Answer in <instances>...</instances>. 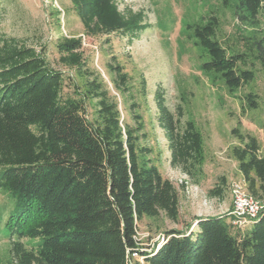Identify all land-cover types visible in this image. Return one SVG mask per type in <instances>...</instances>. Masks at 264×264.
Listing matches in <instances>:
<instances>
[{"label":"trees","instance_id":"16d2710c","mask_svg":"<svg viewBox=\"0 0 264 264\" xmlns=\"http://www.w3.org/2000/svg\"><path fill=\"white\" fill-rule=\"evenodd\" d=\"M70 2L89 32L120 31L133 38L150 29L140 12L120 15L112 0ZM238 8L254 23L264 0H238ZM216 26L211 17L185 29L207 54L201 70L232 92L254 74L245 68L244 54H228L214 39ZM79 48V40L56 44L71 65ZM257 50L264 67V34ZM90 86L99 98L93 121L81 99L62 98V75L49 68L43 52L9 39L0 46V236L9 240L12 264H141L136 254L142 264H264V210L235 234L230 217L196 218L195 229L169 230L154 251H139L138 222L163 215L177 223L178 193L139 146L140 116H133L134 126H122L107 92ZM154 101L171 167L195 179L204 163L200 132L190 121L181 126L180 108L172 113L159 90ZM246 103L256 108L250 94ZM239 139L243 145L232 148V156L248 193L258 198L264 193V157L254 137ZM221 194L220 186L208 191ZM24 239L38 240L37 247L28 249Z\"/></svg>","mask_w":264,"mask_h":264},{"label":"rangeland","instance_id":"374dc122","mask_svg":"<svg viewBox=\"0 0 264 264\" xmlns=\"http://www.w3.org/2000/svg\"><path fill=\"white\" fill-rule=\"evenodd\" d=\"M112 1L120 15L140 12L143 24L150 29L133 38L120 31L89 32L70 0H0V46L9 39L43 52L49 68L62 75V98L81 99L88 120L96 118L99 100L94 97L91 82L99 84L97 92H107L109 101L116 104L122 126H134L133 116H140L143 129L139 146L149 150L147 158L174 185L179 200L177 223L163 215L138 222L140 252L158 248L169 230L195 229L196 218L230 217L231 233L243 231L253 220L243 222L233 217V186H239L247 198L262 207L264 193L259 192L258 198L248 193L231 151L243 145L239 135H250L264 157V67L257 50L264 34V11L253 23L238 8V0ZM211 17L217 21L214 39L228 54H244L245 68L254 74L249 84L232 92L218 76L201 70L207 54L185 29L186 24H205ZM70 39L80 42L74 65L64 63L56 49V44ZM119 74H124V81ZM156 90L163 94L172 113L180 108L181 126L190 121L202 136L204 163L195 179L169 163L166 140L156 121ZM249 94L254 97L255 109L248 108ZM217 186L222 189L221 196H209L208 191ZM22 242L28 249L38 245V240ZM132 256L142 264L143 257ZM0 264H12L9 240L2 236Z\"/></svg>","mask_w":264,"mask_h":264},{"label":"built area","instance_id":"2783aa9c","mask_svg":"<svg viewBox=\"0 0 264 264\" xmlns=\"http://www.w3.org/2000/svg\"><path fill=\"white\" fill-rule=\"evenodd\" d=\"M234 193V208L232 211L233 217L242 218L243 222L255 219L261 211L264 210L258 201L252 199L251 197H246L241 188L237 185L233 186ZM241 223V222H238Z\"/></svg>","mask_w":264,"mask_h":264}]
</instances>
